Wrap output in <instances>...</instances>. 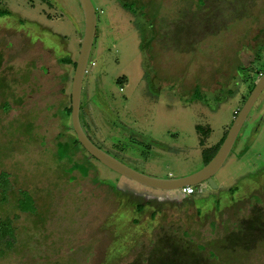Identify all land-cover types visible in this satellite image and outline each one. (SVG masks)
I'll use <instances>...</instances> for the list:
<instances>
[{
	"label": "rangeland",
	"instance_id": "obj_1",
	"mask_svg": "<svg viewBox=\"0 0 264 264\" xmlns=\"http://www.w3.org/2000/svg\"><path fill=\"white\" fill-rule=\"evenodd\" d=\"M92 2L97 24L79 112L86 134L144 174L197 171L264 66V45H245L262 37L264 0ZM0 10V171L10 182L0 216L14 228L0 264H264V87L212 177L217 187L196 185L207 214L165 215L156 238L149 213L177 199L173 191L142 185L70 143L84 29L78 0H0ZM57 141L68 142L61 157ZM71 157L88 175L68 169ZM21 189L34 211L17 208Z\"/></svg>",
	"mask_w": 264,
	"mask_h": 264
},
{
	"label": "water",
	"instance_id": "obj_2",
	"mask_svg": "<svg viewBox=\"0 0 264 264\" xmlns=\"http://www.w3.org/2000/svg\"><path fill=\"white\" fill-rule=\"evenodd\" d=\"M78 3L82 10L84 29L78 56L75 61L76 63L72 75L70 92L71 125L76 134L77 141L86 150L89 156L97 159L100 163H102L109 169L138 183H141L142 185L156 187L164 190H178L183 186L197 185L202 181H206L212 188H216L217 185L213 181L212 177L223 165L224 161L229 155L231 148L238 136V133L244 121L246 120V117L248 116L258 95L264 87V70L259 75L250 93L237 111L216 153L206 164H204V166H202L195 172L179 177H155L144 174L126 165L108 152L99 148L92 142L81 125L79 112L82 84L95 37L97 15L92 0H78Z\"/></svg>",
	"mask_w": 264,
	"mask_h": 264
},
{
	"label": "flooded vegetation",
	"instance_id": "obj_3",
	"mask_svg": "<svg viewBox=\"0 0 264 264\" xmlns=\"http://www.w3.org/2000/svg\"><path fill=\"white\" fill-rule=\"evenodd\" d=\"M255 36H257V34H254L250 38L246 39L245 40V45H248L249 48H252V47L255 48L258 45L259 46L264 45V30H263V34H262V37H261V39L263 38L262 39L263 41H260L261 40L260 39V40L255 41L253 43V38H256ZM257 37H259V36H257ZM244 38H246V37L244 36ZM258 55L259 54H258L257 50H256V52L254 51V57H252L253 62L256 61L257 59H259V56ZM263 65H264V59L262 60L260 66H263ZM249 67H251V66L250 65L249 66L247 65L245 68H248L249 69ZM250 69L252 70V68H250ZM263 70H264V66L262 67V71L259 73V75L263 72ZM258 77L255 78L254 84H255L256 80L258 79ZM203 182H205L206 184H208L206 181H202V182H200L198 184H201ZM194 188H195V192L192 195H184V194H182L179 191V189L178 190H170V191H173V193L175 194V196H177L178 198L175 199V200H168V201L164 202V205L166 207H159L157 210L156 209L155 210L152 209L150 211V213H149V219L155 221V223L158 226V228L160 227V230H158L160 233H158V235H157L156 238H158L162 234V232L165 231L164 226L162 225V222L160 221L161 218L163 216H165V215L168 216V218L169 217H178V216L179 217H182V218L191 217V219L193 220V219L198 218L200 216L202 218L203 215L207 214V212L204 213V210L205 209H208V208L205 207V205L204 206H201V205L198 204V202H196V199H195V195H197L196 185H194ZM210 199H212L213 202L216 201L215 198H210ZM210 199L208 197L204 198L205 201L206 200L209 201ZM148 204L151 205V203H148ZM205 204H206V202H205ZM144 205L145 204L142 205V207H141L142 209L145 208ZM141 208L138 209V207L136 206V209H135V210H137L136 215L142 214L140 212L141 211ZM142 217H144V216H142ZM142 221H144V220H142ZM212 221H210L209 224H211V222L213 224L215 223V220H212ZM200 223L202 224V220H201ZM164 239L162 238V240H164ZM175 240H176V238L174 240H172V243L170 244V246H173V245L174 246H177L174 243H177L176 241H178V240H176V241ZM181 241L182 240L179 239V242L180 243H182ZM166 242H167V239H166ZM183 246L186 247L187 245H182L181 247H183ZM191 249H192V251H194V253H191V255H189V256H191V258H193L196 261V263H199L200 260L202 259V257H200V255L197 253V250L196 249H194V248H191ZM172 250H175V253H176V254H174V253H171L170 254V257L172 259H174V260L177 259L178 260L179 257L182 258L181 255H182V252L184 250L180 249V247L172 248Z\"/></svg>",
	"mask_w": 264,
	"mask_h": 264
},
{
	"label": "trees",
	"instance_id": "obj_4",
	"mask_svg": "<svg viewBox=\"0 0 264 264\" xmlns=\"http://www.w3.org/2000/svg\"><path fill=\"white\" fill-rule=\"evenodd\" d=\"M5 13L6 12H4L3 10H0V15H4ZM60 60L63 62L69 61L68 58H60ZM75 63L76 62H74V64H73L74 67H75ZM261 71H262V68L259 71V73ZM250 77L251 76L246 78L245 81L249 82ZM248 86H249V90H248L247 95L249 94L250 90L253 88L254 81L251 83L249 82ZM247 95L242 100V104L245 101ZM7 108H8V106L5 105V109H7ZM69 112H70V107L68 108V113ZM226 132L224 133V135L222 136V138L218 142V144H216L214 147L207 148L203 151L204 155L207 157L204 164H206L213 157V155L216 153L217 149L219 148V145L222 143V141L226 135ZM70 143L72 144V148H74V146L77 144H79L81 146V144L77 141L76 137ZM66 145H68V142L57 141L56 150H57L58 154L60 155V157H61V153L64 151V148ZM75 149L73 150L72 157L74 155ZM72 157L70 158V165L68 166V169L70 171L79 169L78 171L81 175H83V176L88 175V172H89V168H87L88 166L86 165L87 167H85L83 165V162L75 161V160H73ZM9 183L10 182L8 179V174L5 171H0V196H1L2 201H5V199H6V195H7V192L9 190ZM16 202H17V208L21 212H32V211H34L33 197L27 191L22 190V189L19 190ZM13 242H14V228L12 225V221L8 217H4V216L1 217L0 216V256H2L4 254L5 248L9 249L13 245Z\"/></svg>",
	"mask_w": 264,
	"mask_h": 264
},
{
	"label": "built area",
	"instance_id": "obj_5",
	"mask_svg": "<svg viewBox=\"0 0 264 264\" xmlns=\"http://www.w3.org/2000/svg\"><path fill=\"white\" fill-rule=\"evenodd\" d=\"M90 65L93 66L94 61H91ZM86 71H87V66H86ZM179 191L184 195H192L195 192V188H194V185H187V186L181 187Z\"/></svg>",
	"mask_w": 264,
	"mask_h": 264
}]
</instances>
